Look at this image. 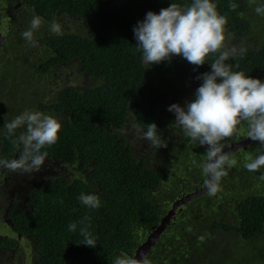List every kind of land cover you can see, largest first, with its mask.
Masks as SVG:
<instances>
[{"label":"trees","instance_id":"trees-1","mask_svg":"<svg viewBox=\"0 0 264 264\" xmlns=\"http://www.w3.org/2000/svg\"><path fill=\"white\" fill-rule=\"evenodd\" d=\"M36 2L39 11L45 13L48 1ZM212 2L216 4L218 13L227 18L225 42L233 37L254 35L257 27L264 25V16L260 19V16L252 15L247 0ZM171 3L184 6L191 4L192 0H57L62 14H71L83 20L84 31L68 32L64 29L57 36L48 35L51 32L49 28L45 31L46 35L44 32L39 35H45L41 38L43 46L39 54H35L22 34H8L12 38L8 45L11 54L9 66L12 69L8 66L0 71V159L10 160L15 152L20 151L11 139L24 129H17L9 138L4 125L20 115L25 105L30 107V102L25 100L22 103L15 99L32 97L25 88L42 76L54 73L55 65L58 67L73 58H77L86 75L99 81L81 89L74 85L58 86L59 91L55 88V94L52 91L48 94V97L55 95L54 101L38 104L44 111L53 113L62 125L56 144L42 149L48 152L46 161H61L76 169L72 175L48 177L41 186L33 189L32 206L28 210L21 209L16 202L10 208L9 216L13 219L14 229L32 239L35 264H65L66 261L73 264H113L118 255L132 256L147 239L152 227L160 224L172 208L180 190L162 199L166 187L172 182L170 165L152 166L134 153L129 141L120 133L128 116L133 113L144 132L148 124L154 122L158 128L157 135L165 138L167 124L160 105L170 101V95L165 87L157 83L154 75L189 84L193 87L194 99L195 91L202 83L196 77L211 71L210 63L218 57V53L209 54L206 63L199 67L181 56L152 65L142 62V52L137 51L133 28L148 11L158 13ZM230 3H236L238 7L230 10ZM47 15L51 17L50 13ZM27 26L30 27V22ZM37 33L38 30L34 32ZM37 46L40 48L39 42ZM225 63L232 66V71L258 78V74L264 72V40L260 46L238 53ZM6 96L16 102L11 99L8 100L13 104L8 102ZM196 142L192 141L195 145ZM180 147L176 149L180 162L190 158L201 164L200 159L193 158L188 152L184 141ZM198 170L202 171L201 166ZM263 190H256V193L237 201L236 223L221 217V208L213 204L214 196L205 194L196 198L197 202L188 205L189 210L196 211L201 198L206 199L204 208L213 205L216 211L209 212L196 228L187 225L186 218H190L191 211L185 214V220L177 214L146 256L151 264H193L192 259L201 248L213 251L214 240L218 239L214 231L221 229L227 233L235 232L240 241L247 240L243 245H251L248 249L255 259L247 257L244 264L257 260L264 263V255L257 251L254 243L264 238ZM81 193L96 194L101 206L91 209L83 205L78 199ZM10 201L11 198L0 193V212L9 206ZM231 201L234 199L227 202ZM222 205L226 207L228 204L223 202ZM85 216L90 218L85 223L90 224L89 231L96 237L95 247L77 243L82 240L79 222ZM210 218L213 222L210 230L214 235L212 239H206L202 235V227ZM1 221L0 245L3 239L14 240L1 236L5 227ZM73 222H77V230L70 232L68 226ZM189 228L191 231H188ZM196 230L198 237L192 234ZM255 253L260 257H256ZM223 257L216 264H222ZM229 258L223 263L227 264Z\"/></svg>","mask_w":264,"mask_h":264},{"label":"clouds","instance_id":"clouds-1","mask_svg":"<svg viewBox=\"0 0 264 264\" xmlns=\"http://www.w3.org/2000/svg\"><path fill=\"white\" fill-rule=\"evenodd\" d=\"M237 7L236 3L229 4L230 10ZM255 12L264 15V5L256 6ZM43 23L40 16H34L30 27L22 33L30 46H36L34 32ZM226 24V16L218 13L212 0H192L191 4L184 6L171 3L168 7L161 8L158 13L148 11L145 18L133 28L137 51L142 52V62L145 65L158 64L171 60L173 56H181L190 64L199 67L206 63L209 54L218 53V57L210 63L211 71L196 77L202 83L195 91V98L186 101L184 106L173 103L167 109L175 114L174 125L182 128L185 136L192 141H198L196 146H208L201 168L205 177L203 186L209 196H215L220 191L222 178L227 176L230 167L237 164L235 157L230 156L240 146H246L245 140L250 138L264 145V81L240 71H232V66L225 63L238 54L235 47H225ZM49 27L51 32L62 34L61 25L55 19ZM243 51L244 49L239 50L240 53ZM244 122L247 123V137L235 139L236 149L224 150L227 144L224 141L237 135L238 126ZM61 127L57 118L39 111L26 110L11 121H6L4 128L9 138L14 136L17 129L24 130L11 139V143L20 149L18 158L0 159V167L21 175L40 171L48 156V152L42 149L56 144ZM157 129L156 123L148 124L142 138L157 149L167 147V142L157 135ZM244 167L250 172L260 170L264 167V154L246 161ZM261 178L264 179V174ZM78 199L91 209L101 206L96 194L81 193ZM89 219L85 216L79 222V235L82 240L77 243L95 247L96 237L89 231L90 224L85 223ZM68 228L70 232H75L77 222L70 223ZM199 239L203 240V237ZM113 264H151V261L147 256L138 259L121 254L115 257Z\"/></svg>","mask_w":264,"mask_h":264},{"label":"rangeland","instance_id":"rangeland-1","mask_svg":"<svg viewBox=\"0 0 264 264\" xmlns=\"http://www.w3.org/2000/svg\"><path fill=\"white\" fill-rule=\"evenodd\" d=\"M248 8L252 15L254 16H261L264 15H258L255 12V7L259 5H264V0H247ZM73 22H71L72 27H69L68 24H62V30H74L77 32H83L84 29L81 25L73 26ZM29 27L27 26V29ZM49 26L42 25L40 29H38V33L34 34V39L36 40L37 44L36 46H31V48L34 50L35 54L39 53L38 48V39L41 32H45L49 29ZM264 40V25L261 27H257V30L254 35H247L243 38L233 37L229 41L225 42L226 49H231L235 47L237 49V53H240V49L247 50L249 48L258 47L260 46L261 41ZM10 69H12V66H9ZM1 71V69H0ZM157 83L162 85L166 88L167 92L170 95V101L164 102L160 105L161 113L164 114L167 124V136L163 138L165 142H167V147H160L155 148L150 145V142L144 138H142L143 130L141 127L137 124L135 117L133 113H131L123 128L121 129V135L125 137L134 153L140 157L144 158L145 160L149 161V163L152 166H160L169 164V168L171 171L170 177L172 178V182L169 183L170 180H168V186L166 187L167 191L162 196V199L168 198L171 195H174L177 190H180L183 187H187V181L188 180H196L197 182H200L201 180H204L205 177L202 173V171H199V167L202 165L203 161L205 160V152L207 149V145L201 146L197 144L196 146L194 143H192L191 139L187 136H185V133L182 128L176 127L174 125L175 122V114L173 112H169L168 106L173 103H179L181 106L185 105L186 101L193 99V87L186 83H180L175 81L174 79H171L169 77L164 76H156L154 75ZM258 79L261 81H264V72H261L258 74ZM99 81L97 79H94L91 76L86 75L80 67V63L78 60H74L70 63L63 64L55 69V72L52 74H47L46 76H42L37 82H35L33 85L29 86L28 88H25L26 92H30L32 94V97L30 98H15L18 101L24 103L25 100L27 103L30 102L29 105H25L24 111H39L42 114L51 115L54 116L53 113L50 111H44L41 109L42 106H38L40 103H49L54 101L55 95L48 97V94L53 92L55 88L59 85H67V84H74V86L78 88H86L89 86H93L98 84ZM27 94V93H25ZM55 94V92H53ZM5 98L13 100L15 103L16 100H14L10 96H6ZM8 102H11L8 100ZM13 102H11L13 104ZM23 111V112H24ZM21 111L20 114L23 113ZM241 127H243L244 134L247 133V123L244 122L241 125L238 126V131L241 130ZM139 129V131H137ZM184 141L185 146L187 149L190 150V154L193 156V158H198L201 161L196 162V164L193 163V161L190 158L184 159L185 155L183 154V161L180 162V158L178 155V152L176 149L181 148L180 144ZM183 148V147H182ZM240 149V150H239ZM238 152H234V154H231V157H235L237 160V164L235 166L230 167L227 176L222 178L223 185L220 187V191L217 192V194L214 196V203L218 209H220L221 217L227 221V222H233L236 223L238 219V212L236 208L237 201H240L247 197V195L251 193H256V190L262 191V188H264V179L261 178V175L264 174V167H262L260 170L255 172L248 171L244 164L246 161H249L250 159H255L259 154H264V145H261L259 141H252L245 147H239ZM189 157V156H187ZM203 159V161L201 160ZM179 164V165H177ZM182 165V167H180ZM199 165V167L197 166ZM2 168V167H1ZM179 168V170H177ZM182 168V169H181ZM75 167H68L61 161H53L47 160L44 164V166L41 168L40 171L32 173L30 175H21L18 173L12 174V176L16 175L17 183L19 180H22L26 178V185H28L26 189V200H28V194H29V187H36L39 185H42L45 179L51 176H59L61 174L63 175H72L73 170H75ZM9 175V173H7ZM243 176V177H242ZM167 182V181H166ZM163 190V188H162ZM264 191V190H263ZM160 193L158 195V198H160ZM203 196V195H202ZM209 196V195H207ZM237 198V199H236ZM196 198L192 199L186 204H182L179 207L181 211L178 213V216L180 219H184L185 214L190 213L188 205L190 203H195L197 200ZM198 199V197H197ZM234 199V201L227 202ZM206 199L200 198V207L196 211L195 209L191 211L192 214H190V218H186L187 225L189 224L190 228H196L199 222L204 220L208 213H213L216 211L215 206L211 205L210 208H204L207 203H205ZM212 200V199H211ZM210 200V201H211ZM169 202V201H168ZM225 202L228 204L226 207L222 205V203ZM1 205V202H0ZM191 209V208H190ZM209 209V211H207ZM213 222L210 219H207L203 224V237L206 239H212L213 235L215 234V237L218 238L217 240H214V249L213 251H208L207 249L201 248L199 250V254H197L196 257L192 259L193 264H216L218 260L223 257V255L226 253V255L223 257L221 263L224 264V260L230 256L228 259L227 264H244L245 260L250 258L251 260H254L255 258L250 253L248 247L251 248L250 244L243 245L244 242L247 240L242 239L240 241L239 236L235 232L227 233L221 229L214 231V234L210 230L212 228ZM2 234L10 236V237H17V235L11 230L6 227L2 228L1 231ZM192 234L198 237L199 233L198 231H194ZM264 237V235H262ZM238 241H240L238 243ZM255 247L257 251H259L261 254L264 255V238H260L257 241L254 242ZM201 252V253H200ZM256 257H260L258 253H255ZM181 257V256H180ZM232 257V259H231ZM248 264H264L261 261H254L252 263Z\"/></svg>","mask_w":264,"mask_h":264},{"label":"flooded vegetation","instance_id":"flooded-vegetation-1","mask_svg":"<svg viewBox=\"0 0 264 264\" xmlns=\"http://www.w3.org/2000/svg\"><path fill=\"white\" fill-rule=\"evenodd\" d=\"M47 1H48V8L46 9L45 13H42L38 9L36 0H0V69L1 70L9 66L11 59L10 49L8 48V45L11 43L12 38L8 34L11 32H15L21 35L24 31L27 30V24L31 21V19L34 16H40L43 19L44 21L43 25L45 26H49L53 21V19H55L56 22H58L60 25L67 23L69 27H72L71 22L74 23L73 26L75 24L81 26L83 25V20H81L80 18L67 13L62 14L61 11L58 10L59 8L57 7V0H47ZM48 13H50L51 17H48L47 15ZM68 32H73V30H70ZM44 33L46 35V32ZM54 34L55 33L53 32L48 33V35H54ZM44 36H40L38 39V42L40 44L39 52L41 50V47L43 46L41 42V38ZM73 60H77V58L70 59L68 62L62 63V65L67 64ZM53 68L55 70L57 68L56 65ZM73 85L74 84H67V85L63 84L62 86L59 85V88L72 87ZM59 88L57 86L56 91H59ZM244 131L245 130L242 127L241 130L238 131L237 135H235L230 140L224 141V143H227L225 144L226 146L224 150L230 151L231 149H236L237 145L235 143V139L237 138L239 140L247 137V133L244 134ZM234 152H238V150ZM18 155H19V151L15 152L13 157H11V159L18 158ZM7 173H9V175ZM12 174H16V172L8 171V169L0 167V193L3 194L4 196H7V198L9 199L11 198L9 206L4 208L5 209L4 211L0 212V221L2 220L1 221L2 226L11 229L17 235V237L15 238L12 237L14 240L5 241L3 239L2 241L3 243L0 245V264H29L27 256H30L31 258L30 264H35L34 244L32 242V239L24 235L29 242L26 243L23 240H21L20 235L23 234L17 232L14 229L13 219L9 215H10V208L12 207L14 202H16L21 207V209L28 210V208L32 206L31 191L41 185L36 187L33 186L29 187L30 190L28 194V200H26L25 197L26 189L30 184L26 185V178L19 180V182L17 183L16 175L12 176ZM203 181L204 180H201L200 182H197L196 180H188L187 187L185 186L181 188L180 192L176 195L175 199L182 197L186 193L194 192L197 189H200L201 187H203ZM222 185L223 182L221 181L220 187ZM205 194L208 193L206 192ZM180 209L182 208L181 207L177 208L174 216H177V214L181 211ZM1 236L6 237L7 235H1ZM65 264H73V263L66 261Z\"/></svg>","mask_w":264,"mask_h":264},{"label":"water","instance_id":"water-1","mask_svg":"<svg viewBox=\"0 0 264 264\" xmlns=\"http://www.w3.org/2000/svg\"><path fill=\"white\" fill-rule=\"evenodd\" d=\"M252 140L248 138L244 141V145H247ZM242 143V142H241ZM243 145V144H241ZM207 192V189L201 187L200 189H197L194 192H189L184 194L182 197L176 199L173 203L172 208L167 212L166 215L161 219L160 224L154 225L152 227V231L148 234L147 239L143 241L136 249L135 253L132 256H135L136 258L140 259L142 256H146L149 251L152 249V247L157 243L159 237L161 234L166 230L168 225L170 224L171 219L176 213L177 208H179L180 205L186 204L189 201H191L194 198L201 197ZM21 240L28 243L29 241L26 239L24 235H20ZM28 257V263L30 264V256Z\"/></svg>","mask_w":264,"mask_h":264}]
</instances>
